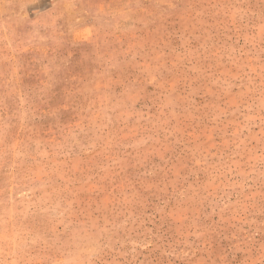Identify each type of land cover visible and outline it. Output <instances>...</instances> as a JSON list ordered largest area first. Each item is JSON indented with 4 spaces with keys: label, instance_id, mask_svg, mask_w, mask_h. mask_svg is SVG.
<instances>
[{
    "label": "rangeland",
    "instance_id": "rangeland-1",
    "mask_svg": "<svg viewBox=\"0 0 264 264\" xmlns=\"http://www.w3.org/2000/svg\"><path fill=\"white\" fill-rule=\"evenodd\" d=\"M0 264H264V0H0Z\"/></svg>",
    "mask_w": 264,
    "mask_h": 264
}]
</instances>
